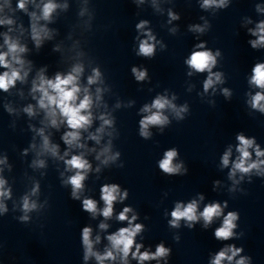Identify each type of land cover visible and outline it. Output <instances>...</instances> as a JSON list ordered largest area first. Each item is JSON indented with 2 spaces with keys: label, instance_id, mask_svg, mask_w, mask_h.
Returning a JSON list of instances; mask_svg holds the SVG:
<instances>
[{
  "label": "water",
  "instance_id": "obj_1",
  "mask_svg": "<svg viewBox=\"0 0 264 264\" xmlns=\"http://www.w3.org/2000/svg\"><path fill=\"white\" fill-rule=\"evenodd\" d=\"M43 2L47 0H30L25 12L17 8L18 0H0V18L14 20L9 35L27 47L22 58L30 62L26 68L31 69L25 82L17 81L8 92L0 91V160L6 158V163L0 164V177L11 189V198L3 201L7 212L0 213L1 250L14 264H98L95 257L84 259L82 229H92L93 241L100 237L94 250L102 254L110 247L107 236L128 226V221H119L117 216L130 207L129 219L136 215L133 223L143 225L135 237V243L143 245L140 251L154 253L161 243L170 249L166 260L144 264H210L228 246L242 249L231 264L241 257L247 258V264H264V165L230 176L240 155L236 151L238 134L255 141L249 149V163L264 160V156L255 155L256 145L264 151V112L250 103L257 92L264 91L250 83L255 65L264 63V46L253 48L250 43L257 39L250 30L264 21V0H225L222 7L207 8L202 7L203 0H54L67 8H58L50 22H39L51 31L52 38L37 48L31 39L29 13L40 15L36 5ZM141 21L147 24L138 30L136 25ZM194 26L203 31L193 30ZM8 28L0 25V51L7 50L3 34ZM148 31L155 37L154 54L137 55L139 42L147 38ZM201 43L204 48H197ZM201 50L213 53L216 64L212 72L221 74V81L207 91L204 82L208 71L197 72L186 63L194 51ZM77 63L84 68L80 85L89 87L93 95V122L87 131L81 130V143L86 147L69 149L61 139L69 130L67 125L57 129L46 124L31 87L41 69L54 78L57 73L67 74ZM133 67L146 70L143 81L135 79ZM94 68L99 69L101 81L89 86ZM3 71L0 68V73ZM97 88L101 89L98 104ZM158 96L170 100L176 109L187 110L181 119L172 108H165L162 112L168 123L149 126L150 136L144 138L139 122L147 113L141 109ZM30 104L35 108L34 116L23 110ZM102 114L113 123L105 127L97 144L88 135L101 126ZM41 128L50 142L59 146L60 156L67 151L65 159H70L83 153L91 164L80 200L71 198V185L65 183L74 171H67L64 161L50 153L37 155ZM105 147L110 148L109 155L119 153L107 164L102 163L103 156L96 158ZM171 149L178 153L173 164L181 168L170 175L159 168V162ZM229 149V165L224 167L222 157ZM37 159L44 160L45 167H34ZM37 183L39 191L31 195ZM105 184H117L121 192L128 193L123 201L114 202L110 219L100 214L105 206L100 189ZM25 195L38 205L27 213V222L19 219L25 215ZM85 198L97 202L95 217L82 210ZM193 200L198 203V213L219 203L221 216L214 217L207 227L202 218L191 222L192 227L183 219L178 227H172L169 221L176 204L186 206ZM229 212L238 215L234 235L217 239L215 231ZM101 223L107 224V229H101ZM105 264L122 262L117 256ZM127 264L138 261L130 254Z\"/></svg>",
  "mask_w": 264,
  "mask_h": 264
},
{
  "label": "clouds",
  "instance_id": "obj_2",
  "mask_svg": "<svg viewBox=\"0 0 264 264\" xmlns=\"http://www.w3.org/2000/svg\"><path fill=\"white\" fill-rule=\"evenodd\" d=\"M30 0H18L17 8L19 10L27 12V5ZM35 2V0H31ZM225 0H203L202 7H210L216 5L218 7L224 6ZM40 8V15L35 12L29 13L31 18V39L35 46L40 48L46 39H51V31L39 22L51 21L53 13L58 8H67V5H61L54 0H47L42 5H36ZM2 11V9H0ZM83 15V12L81 13ZM173 19H176L174 15L170 13ZM14 24V20L9 17L0 18V25L9 26L8 32L4 33V46L6 51H0V68L4 69L0 73V91L8 92L10 88L15 87L17 81L23 83L26 81L30 67L26 68V62L22 58V54L27 52V47L20 43L18 38H13L9 35L13 31L11 25ZM147 21H141L136 25L138 30L144 29ZM193 30L203 31L199 26H194ZM252 35L257 36L256 40L250 41L253 48L264 46V21L257 24L255 30H250ZM146 39L140 40L139 50L137 55L144 57H151L155 51V37L150 31L145 33ZM197 48L203 49L204 44L197 45ZM58 50V49H57ZM219 55V52L216 53ZM186 63L197 72L208 71V78L204 82V90L207 91L215 83L221 81L220 73H213L212 68L216 64V57L210 50L194 51ZM84 71L83 65L77 63L73 65L70 72L67 74L57 73L54 78H48L45 75V70L41 69L36 77L32 81L31 94L33 99L37 100V106L40 110L45 113V122L54 128H59L61 124H66L69 129L66 131L61 139L69 149L77 148L83 149L86 147L85 144L81 143V130L87 131L92 125L93 114L91 109L94 106L93 95L89 90V87H81L80 77ZM135 79L137 81H143L146 76V70H141L136 67L131 69ZM101 81V73L98 68L92 70V75L88 77V85L91 86ZM250 83L256 87L264 90V63H258L253 68V75ZM101 89H96L95 102L98 104L100 100ZM225 94L228 95V90H224ZM38 94V95H37ZM82 95V98H81ZM251 106L264 112V91L257 92L251 98ZM165 108H172L177 117L182 119L181 113L186 111V107L176 109L175 105L164 96H158L151 105H145L141 111L147 113L139 122L140 124V135L144 138L150 136L148 131L149 126H162L168 123V118L163 115L162 110ZM155 109V111H153ZM7 110L12 112L13 109L8 107ZM29 116L36 114L33 105H28L23 109ZM99 119L102 124L96 129L95 133H89L88 139L95 141L97 144L100 143L101 134L105 131L106 126H111L113 121L106 115H101ZM38 135L42 138L41 150L37 153L38 156L45 153H50L53 157H58L63 160L67 171H74V174L69 176L65 181L66 184L71 185V198L74 200H80V193L84 189V181L87 177V173L91 169V164L87 159L84 158V154L72 155L70 159H65L69 153L66 151L63 156L59 155V146L52 144L47 135L44 134V129L38 130ZM236 139L239 141L236 151L240 154L239 157L233 162L230 176H234L237 171L240 173H250L253 169H259L261 165H264V160H257L249 163L251 159V153L249 149L254 146V139L246 138L243 134H238ZM35 148V144L32 145ZM94 151V149H92ZM27 150H25V153ZM110 148H103L98 154L97 159L101 156L104 157L102 163L107 164L110 160L116 159L119 153L116 155H109ZM178 155L175 149L168 150L164 158L159 162V168L166 174H177L180 172L181 166L179 164L174 165L173 160ZM256 157L264 156V151H261L259 146H255ZM231 156V149L224 153L222 157V164L224 167L229 165V157ZM6 163V158L0 160V164ZM34 167H45V161L37 159L33 161ZM98 170V169H97ZM2 171V169H0ZM6 181L0 177V213L7 212V206L3 203L5 199L11 198V189L5 187ZM39 191V184L34 185L31 191V195H36ZM101 200L104 202V207L100 210V214L105 219H110L113 215V205L118 199L123 201L128 193L127 190L121 192L119 185L117 184H105L100 189ZM82 210L91 213L93 217L97 214V202L90 198L82 200ZM226 206V204H225ZM38 205L35 201L30 200L28 195L23 197L22 211L25 215L19 219L23 222L29 220L27 213L36 210ZM130 207H125L123 211L119 213L117 219L119 221H128L127 227L120 228L117 232L108 235L107 240L110 243V247L105 248L101 254L94 250V244L99 243L100 237L96 236L95 241L91 238L92 229L90 227H84L82 229V242L85 248L84 259L87 261L90 257H95L98 264H105V261H115L119 256L122 264H127L128 257L131 254L132 258L138 261V264H144L145 261L159 260L166 258L170 255V249L166 248L162 243L157 245L156 251L141 252L140 249L143 247L142 244L135 243V237L142 231L143 225L134 224L133 221L137 219L136 215H133L131 219L128 217V213L131 212ZM222 214V207L219 203L209 204L204 207L202 212L198 213V203L196 200L191 201L186 206L177 203L174 210L171 212L172 219L169 224L172 227H178L179 222L183 219L189 222V227H192L191 222L203 219L205 227H207L213 221L214 217H219ZM238 219V215L235 212H229L224 216L222 226L216 229L215 237L217 239L227 240L234 235L233 229L236 227L234 221ZM101 229H107L108 225L101 223L99 225ZM133 247L135 250L133 251ZM242 252L241 248L234 246H228L218 252L214 259L211 260L210 264H222L223 261L227 260L229 264ZM235 264H247V258L241 257L235 261Z\"/></svg>",
  "mask_w": 264,
  "mask_h": 264
}]
</instances>
